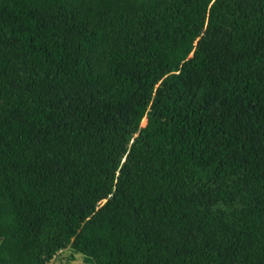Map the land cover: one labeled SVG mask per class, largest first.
<instances>
[{
	"label": "trees",
	"instance_id": "obj_1",
	"mask_svg": "<svg viewBox=\"0 0 264 264\" xmlns=\"http://www.w3.org/2000/svg\"><path fill=\"white\" fill-rule=\"evenodd\" d=\"M264 264V0H0V264Z\"/></svg>",
	"mask_w": 264,
	"mask_h": 264
},
{
	"label": "rangeland",
	"instance_id": "obj_2",
	"mask_svg": "<svg viewBox=\"0 0 264 264\" xmlns=\"http://www.w3.org/2000/svg\"><path fill=\"white\" fill-rule=\"evenodd\" d=\"M60 255L57 264H87L82 261L78 253H73L68 248L64 249Z\"/></svg>",
	"mask_w": 264,
	"mask_h": 264
}]
</instances>
